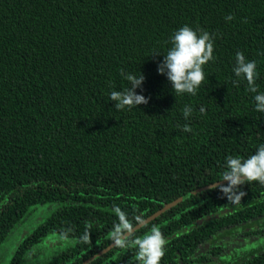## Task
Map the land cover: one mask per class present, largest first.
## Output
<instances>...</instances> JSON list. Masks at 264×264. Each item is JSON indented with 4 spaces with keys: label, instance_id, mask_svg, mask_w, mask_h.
Returning <instances> with one entry per match:
<instances>
[{
    "label": "trees",
    "instance_id": "16d2710c",
    "mask_svg": "<svg viewBox=\"0 0 264 264\" xmlns=\"http://www.w3.org/2000/svg\"><path fill=\"white\" fill-rule=\"evenodd\" d=\"M185 25L214 39L196 95L157 72ZM238 51L264 92V0H0V264H139L113 245L114 206L133 238L160 229V264H264V249L229 253L264 221V185H243L240 204L218 188L227 156L264 144L255 94L233 84ZM122 69L144 75L147 104L115 109Z\"/></svg>",
    "mask_w": 264,
    "mask_h": 264
},
{
    "label": "clouds",
    "instance_id": "9594fccd",
    "mask_svg": "<svg viewBox=\"0 0 264 264\" xmlns=\"http://www.w3.org/2000/svg\"><path fill=\"white\" fill-rule=\"evenodd\" d=\"M234 18L233 15L225 17L228 21ZM169 39L171 47L164 54L163 61L158 64L157 72L160 75H166L175 94L196 95L197 90L205 80L203 66L215 59L213 55V36L203 29L194 30L185 25L176 30ZM159 53L156 52L153 55H159ZM232 72L236 78L233 80V84L238 86L241 78L246 80L248 91L255 94L253 97L255 110L264 113V92H258L256 85L259 76L257 62L248 60L243 52L238 51L235 55ZM121 75L128 81V87L122 91L113 90L110 93V100L116 102L115 109L119 111L126 107L130 109L141 104H147L149 98L136 92V89L141 88L144 83V75L141 72L139 75L126 74L123 69ZM192 111L190 105H186L182 109L185 120L191 116ZM200 112L204 113L205 108L201 107ZM177 128L183 132L192 131L188 124H177ZM221 181H226L227 184L218 185L219 191L231 204L241 203L242 198L246 195L241 190L243 185L253 181L264 185V144L259 145L255 154L247 158L227 156L226 170L223 172ZM113 211L118 218V222L113 225L111 232L113 245L118 248H125L133 244L138 248L133 258L135 262H139V264H160L167 244L160 229L153 226L150 232L143 237L133 238L134 225L128 219L127 213L118 206H114ZM136 219L138 223H143L140 217H136ZM81 240L84 243L90 240L89 231H85Z\"/></svg>",
    "mask_w": 264,
    "mask_h": 264
},
{
    "label": "rangeland",
    "instance_id": "374dc122",
    "mask_svg": "<svg viewBox=\"0 0 264 264\" xmlns=\"http://www.w3.org/2000/svg\"><path fill=\"white\" fill-rule=\"evenodd\" d=\"M243 225L235 232L239 236L238 243H236L235 238V252H229L232 256L235 255L239 261L242 259V256H254L260 250L264 249V221L256 219L252 222H246ZM250 233H255V235H250ZM232 244L234 246V240Z\"/></svg>",
    "mask_w": 264,
    "mask_h": 264
}]
</instances>
